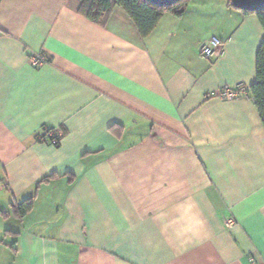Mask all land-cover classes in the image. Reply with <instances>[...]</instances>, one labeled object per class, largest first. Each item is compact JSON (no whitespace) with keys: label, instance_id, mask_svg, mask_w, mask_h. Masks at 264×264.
<instances>
[{"label":"crops","instance_id":"obj_1","mask_svg":"<svg viewBox=\"0 0 264 264\" xmlns=\"http://www.w3.org/2000/svg\"><path fill=\"white\" fill-rule=\"evenodd\" d=\"M80 8L0 6V264H264V123L208 98L256 83L257 15L189 0L143 39L120 8L106 26Z\"/></svg>","mask_w":264,"mask_h":264},{"label":"trees","instance_id":"obj_2","mask_svg":"<svg viewBox=\"0 0 264 264\" xmlns=\"http://www.w3.org/2000/svg\"><path fill=\"white\" fill-rule=\"evenodd\" d=\"M2 1L0 0V6ZM188 3L189 0H184L171 7H162L147 0H81L80 13L93 23L106 26L113 11L120 8L133 22L139 36L144 39L154 32L166 14L178 18L182 17L187 11ZM230 6L233 7L231 2ZM242 13L257 15L264 29V11ZM250 89L261 120L264 123V42L257 56V81ZM33 204V200L25 201L19 206H15L14 211L19 218H22L32 210Z\"/></svg>","mask_w":264,"mask_h":264},{"label":"built area","instance_id":"obj_3","mask_svg":"<svg viewBox=\"0 0 264 264\" xmlns=\"http://www.w3.org/2000/svg\"><path fill=\"white\" fill-rule=\"evenodd\" d=\"M199 53L200 56L207 61H213L222 58L225 56V43L217 38H213L201 45ZM32 62L33 66L42 67L48 63V58L35 57ZM208 98L219 99L221 101L228 102L244 100L255 103V100L251 95L250 87L243 83L238 84L235 87H223L219 91L211 93ZM41 140L49 141L52 145L59 146L61 142V135L58 131L51 130L45 132V135L41 137Z\"/></svg>","mask_w":264,"mask_h":264},{"label":"water","instance_id":"obj_4","mask_svg":"<svg viewBox=\"0 0 264 264\" xmlns=\"http://www.w3.org/2000/svg\"><path fill=\"white\" fill-rule=\"evenodd\" d=\"M152 4L171 7L184 0H147ZM233 7L241 12L258 13L264 11V0H229Z\"/></svg>","mask_w":264,"mask_h":264}]
</instances>
